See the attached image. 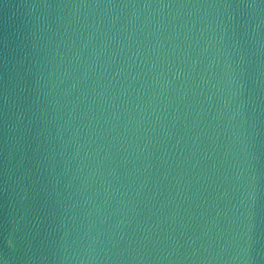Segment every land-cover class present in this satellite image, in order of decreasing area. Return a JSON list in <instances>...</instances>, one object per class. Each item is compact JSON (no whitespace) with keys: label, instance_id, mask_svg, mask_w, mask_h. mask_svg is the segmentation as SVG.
Masks as SVG:
<instances>
[{"label":"water","instance_id":"water-1","mask_svg":"<svg viewBox=\"0 0 264 264\" xmlns=\"http://www.w3.org/2000/svg\"><path fill=\"white\" fill-rule=\"evenodd\" d=\"M0 264H264V0H0Z\"/></svg>","mask_w":264,"mask_h":264}]
</instances>
